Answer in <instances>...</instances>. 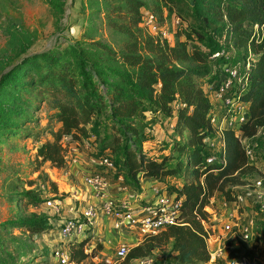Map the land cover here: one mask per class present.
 Masks as SVG:
<instances>
[{"label":"rangeland","instance_id":"rangeland-1","mask_svg":"<svg viewBox=\"0 0 264 264\" xmlns=\"http://www.w3.org/2000/svg\"><path fill=\"white\" fill-rule=\"evenodd\" d=\"M139 1L143 6L138 11L141 15L144 12L152 13L156 27L153 33L140 19L131 27L132 32L140 38L151 36L172 42L174 33L180 40L183 39L181 34L190 29L210 35L215 33L214 27L222 23L215 19L216 12L209 8L212 6L211 0H173L166 4L163 0ZM157 5L161 6V13L157 11ZM125 14L127 7L123 0H0V264H57L52 250L65 243L59 234V226L64 219L60 211H66L64 214L72 217L78 216L80 213L73 214L72 210L82 209L86 205L78 203L72 195L84 186L82 172L105 170L96 163L100 155L109 157L106 144L111 137V130L103 116L97 119L99 131L94 133L91 119L85 125L88 137L79 135L76 143H69L68 136L61 137L66 144L65 160L61 167H54L35 157L36 147L42 142L52 141V135L59 126L52 116L55 109L45 99L47 94L39 91L47 85H53L60 76L80 81V60L85 62L84 68L92 82L100 87L103 82H115L116 73L133 71L134 67L124 63L120 56L125 53V43L132 38L109 24V21H124ZM191 38L188 44L204 52L218 44L208 38L203 42L197 41L194 35ZM142 54L150 55L148 52ZM241 58V48L230 51L231 62ZM218 62V59L209 61L211 74L218 67ZM175 66L186 68L199 66V63L176 62ZM207 78H200L198 82L212 102L213 112L219 114L213 91L205 86ZM40 97L44 100H40ZM21 121L26 123L25 132L30 130L32 136L18 135L24 128L16 133L6 131L7 126L11 128ZM135 121L145 125L140 134L141 148L145 153L157 158L176 154V151L171 150L172 143L182 135L180 137L173 132L167 118H152L150 113L143 110L136 114ZM206 140V143L213 142L214 147H217L218 138ZM97 148L101 149L99 156L96 155ZM253 150L248 159L254 171L242 177L239 183H225L223 188L248 196L236 212L237 222L244 221L252 213L250 195L243 188L245 183H250L257 176H264V146L258 141V146ZM116 171L114 166L104 172L108 177L115 178ZM181 181V176L171 175L162 177L160 184L168 189L179 186ZM147 185L145 183L143 188L146 189ZM28 190L40 201L28 202L22 195ZM47 201H59L56 204L60 206L62 201L65 205L62 204L61 210L53 212ZM224 202L228 201L216 191L207 205L211 216L204 227L209 237L207 249L212 253L217 242L224 246L230 241L228 235L220 232V220L227 213ZM229 210L232 211L233 207L230 206ZM39 220L42 229L26 228L25 223ZM251 235L235 252L234 255L240 256V260L233 259L236 264H264L263 217L257 216ZM114 236H120L128 248L139 242V235L131 229L122 228L120 233L114 232ZM216 236L218 239H214ZM99 237L101 249L95 251L94 261L125 264L115 257L118 243L108 245L102 242V236ZM97 238L96 234L93 235L88 244L95 245ZM66 249L69 250L68 247ZM228 250L230 248L226 244L222 254L215 255L212 262L208 258L206 262L198 264H232V259L227 256ZM173 255L174 251L170 250V243H167L164 248L153 249L147 256L156 264H176ZM86 261L66 264H87ZM133 263L134 260L129 264Z\"/></svg>","mask_w":264,"mask_h":264},{"label":"trees","instance_id":"trees-1","mask_svg":"<svg viewBox=\"0 0 264 264\" xmlns=\"http://www.w3.org/2000/svg\"><path fill=\"white\" fill-rule=\"evenodd\" d=\"M172 1L163 0V3ZM211 1L210 10L216 12V20L222 21L214 27L215 33L208 35L190 29L181 34L182 40L176 38L177 33H174V39L168 42L151 36L137 37L131 27L141 19L138 10L143 6L142 2L123 0L127 7L124 21H109V24L132 38L125 43V53L120 56L134 70L116 73L115 82H103L100 87L92 82L84 68L85 62L80 60V81L60 76L53 85L39 91L47 94L45 99L55 109L52 116L59 123L52 141L42 142L36 147L35 157L40 161L61 167L66 152V144L61 137L68 136L69 143H76L79 140L77 136L88 137L85 125L91 119L94 133L98 132L97 119L103 116L111 130L106 149L118 170L116 176L121 175L126 186L138 191L142 182H159L162 177L171 175L183 178L179 186L167 189L179 199L178 224L143 236L128 249L123 260L125 264L149 255L155 248H164L167 243L174 251L176 264L206 262L209 254L204 223L207 222L208 213L204 207L216 191L222 194L225 201L233 200V190L223 189L224 184L239 183L242 177L254 171L241 138L252 136L259 127L264 126V0ZM157 11L161 13V6L157 5ZM193 35L197 41L203 42L208 38L218 44L210 46L208 52L201 51L188 44ZM220 44L236 50L241 48L240 60L249 59L247 83L239 94V99L246 104V118L237 131L222 129L223 147L214 154L216 159L207 163L204 156L208 151L203 140L213 136L214 130L210 121L211 103L198 79L208 77L207 80H211L218 76V67L211 74L209 61L215 59L209 55L219 49ZM143 52L150 55L145 56ZM221 59L218 58V61L222 62ZM187 61L199 63V66H175L176 62ZM41 99L44 100L43 97ZM143 110L150 113L152 118L161 116L172 119L173 132L180 137L182 135L172 143L171 150L176 151L175 155L165 154L157 158L143 151L140 134L145 125L135 121L136 114ZM25 124L23 121L15 123L11 128L7 126L6 131L16 133L24 128L18 135L32 136L30 130L25 132ZM96 150L99 156L101 149ZM22 195L28 202L40 201L31 190ZM25 224L28 230L43 228L40 220ZM89 240L90 235L65 241L64 245L69 249L68 262L87 260V264H101L94 261L95 251L101 249V243L97 242L84 251ZM242 243L239 240L227 241L230 248L228 258L240 260V256L234 254Z\"/></svg>","mask_w":264,"mask_h":264},{"label":"built area","instance_id":"built-area-1","mask_svg":"<svg viewBox=\"0 0 264 264\" xmlns=\"http://www.w3.org/2000/svg\"><path fill=\"white\" fill-rule=\"evenodd\" d=\"M141 21L147 28L153 32L156 30L155 18L150 12H144L141 15ZM154 33V32H153ZM220 48L210 53V58H222L218 65L219 73L209 88L213 91L214 100L218 103L219 114L214 116L213 104L211 103V125L213 130L217 133L218 144L216 151H208V148H213V143H205V148L208 153L204 156L205 162H211L216 159L215 153L222 149L223 142L221 140V131L223 128H231L235 131L238 126L246 118V104L239 99V94L246 86V71L249 67V59L230 60L231 46L220 44ZM258 141L264 146V126L259 127L255 134L249 137H242L241 143L244 147L247 158L253 153V149L258 146ZM211 145V146H209ZM213 152V153H212ZM215 152V153H214ZM75 161V159H73ZM96 163L102 167L103 172L98 171H83L82 183L90 189V192L98 199V208L94 205L85 206L80 214L76 217H66L59 226V234L66 240H79L85 236L90 235V238L95 235L94 219L98 211L110 221L111 228L115 233H120L122 228L135 230L139 241L145 235L154 234L157 231L169 225L178 224V204L179 199L174 197V193L168 191L160 183H148L146 189L141 188L138 191L126 186L124 182L118 177L120 181L119 190L123 193H134L133 198L129 196H122L114 198L110 195L111 183L104 171L114 168V163L110 157L100 155ZM123 182V183H122ZM250 195L251 202L250 211L252 213L241 222H237L236 212L244 205V200L247 201L248 196L242 193H233L234 198L230 202H224L227 213L225 217L220 220V232L223 235H228L230 240H239L246 242L251 235V231L255 226L257 216L264 218V176H257L251 179L250 183H245L243 187ZM126 195V194H125ZM53 212L56 211L54 202H46ZM233 210H229V205ZM208 205V204H207ZM205 206L204 209L208 213L207 221L210 215V208ZM214 216V215H213ZM93 232V233H92ZM206 233V229H205ZM136 239V241H137ZM214 239H218L217 236ZM209 237L206 233V246ZM97 242H101L98 237ZM217 246L213 249V253L208 251L209 261L222 254V244L217 242ZM91 245L84 246V251H87ZM128 246L124 241L119 242L115 248V257L124 260L128 251ZM52 256L57 264L68 263V251L66 246H59L52 250ZM133 264H156L149 256L138 257ZM130 260L129 263L132 261ZM232 264H236L232 259Z\"/></svg>","mask_w":264,"mask_h":264},{"label":"crops","instance_id":"crops-1","mask_svg":"<svg viewBox=\"0 0 264 264\" xmlns=\"http://www.w3.org/2000/svg\"><path fill=\"white\" fill-rule=\"evenodd\" d=\"M230 50H231V52H235L236 51V49H234V48H231ZM214 81L215 80H213V79L207 80L205 82V86H208L210 88L212 86V84H213ZM216 106H218V103L216 104ZM213 111H214V109H213ZM215 115L217 116L216 112L214 113V116ZM167 120H169L168 126H170L172 124V119L171 118H167ZM212 137L218 138L217 133L215 131H213V136L208 137L209 138V141L211 140ZM203 141L205 143L207 142L206 139H204ZM211 150L212 151H216V148L213 147ZM118 177L122 180V176L121 175L115 176V178L108 177V179H109V181L111 183V191H110L111 193H110V195L112 197H114V198H118V197H122V196H129L130 199H132L133 198L132 196H134V193L131 194V192H128V193L120 192V190H119L120 181H119ZM166 177H168V176H166ZM145 183L148 184V183H151V182H144V183H142L141 184V188H143V185ZM154 183H160V181L159 182L155 181ZM81 188L82 189H79V191H76L72 195L75 198L74 200H77V202L80 203V204H85L86 206L87 205H92V206L94 205L96 208H98L99 201L90 192V189L88 187H86L85 185L83 187H81ZM211 200H212V197H210V201ZM56 202H59V201H56ZM56 202H54V205L56 207V211L61 210V208L63 207V205H65L64 203H62V201H60L61 202V206L59 204L57 205ZM82 209L77 208L76 211L72 210V213L73 214H78V213H80L82 211ZM98 211L96 212L95 219H94V231H95L96 235L98 237L99 236H102V238H103L102 239V242H105L108 245L109 244H115V243L121 242L122 240H121L120 236H114V231L111 228L110 221L107 218L103 217V215L101 213H99ZM60 213H62V218L72 217L73 216V215L72 216L71 215L69 216L68 214H64V213H67L66 211H64V212L63 211L62 212L60 211ZM99 238H101V237H99Z\"/></svg>","mask_w":264,"mask_h":264}]
</instances>
